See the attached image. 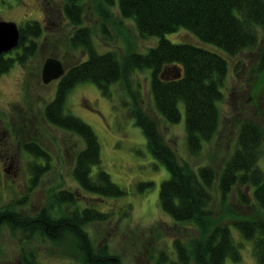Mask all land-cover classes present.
Listing matches in <instances>:
<instances>
[{"label": "trees", "instance_id": "1", "mask_svg": "<svg viewBox=\"0 0 264 264\" xmlns=\"http://www.w3.org/2000/svg\"><path fill=\"white\" fill-rule=\"evenodd\" d=\"M112 6L118 11L119 28L121 20L128 19L138 35L157 37L156 43L139 51L126 39L131 48L122 54L117 49L99 51L93 40L97 24H83L84 1L63 0L60 14L63 11L66 23L73 28L65 40L82 47L87 56L65 66L54 96L41 109L47 122L81 136L83 146L75 153L71 174L81 190L105 198L119 197L125 190L102 167L100 142L92 126L64 108L69 90L79 82L91 81L105 93L110 84L125 81L128 72L149 69V88L156 110L175 123L181 119L183 105L187 150L197 155L220 126L219 100L229 70L228 57L256 47L258 27H264V0H97L95 7L104 19L101 28L112 14ZM18 27V44L11 51L0 53V74L36 52L44 29L37 19L26 20ZM179 29L188 30L201 42H176L166 37L167 32ZM178 68L180 75L176 76ZM253 70H264V42L259 46ZM132 114L146 136L152 156L169 171L160 183L159 204L178 226L171 243L151 246L148 264H226L227 257L240 261L242 237L251 242L256 264H264V166L259 163L264 133L259 125L235 120L232 149L221 165L210 161L194 166L188 159L179 161L151 116L137 108ZM21 147L29 156L28 187L32 189L49 168L51 154L34 139L25 140ZM152 185L150 180L140 182L139 189ZM233 189L240 204H254L259 212L245 216L229 211ZM214 191L222 212L212 206ZM52 200L58 206L71 205L72 210L53 215L52 207L45 206L28 217L17 214L14 207L0 205V224L22 229L27 237L33 232L54 240L69 237L82 264H119L118 257L108 253L106 243L96 247L84 228L87 223L109 217L110 212L100 207L101 202L81 203L77 192L70 188L53 191ZM232 226L240 235L233 233ZM181 230L183 233L179 234ZM33 256H24L23 264H39Z\"/></svg>", "mask_w": 264, "mask_h": 264}, {"label": "rangeland", "instance_id": "2", "mask_svg": "<svg viewBox=\"0 0 264 264\" xmlns=\"http://www.w3.org/2000/svg\"><path fill=\"white\" fill-rule=\"evenodd\" d=\"M62 1L0 0V19L13 20L18 25L37 19L44 28L36 52L24 61L14 62L0 74V205L14 207L17 214L28 217L35 216L45 206L52 207L53 215H64L72 210L71 205L58 206L52 200V193L60 188L74 189L81 203L101 202L100 207L110 212L104 221L84 225L91 242L96 247L105 242L108 253L117 256L119 264H148L151 246L163 245L165 241L171 243L178 226L159 204L160 183L169 176V171L152 156L146 136L140 125L135 123L132 113L135 108L141 109L156 121L159 132L175 150L179 161L188 159L194 166L210 161L221 165L232 149L235 120L254 121L264 133V70H253L259 46L264 42V27H258L256 47L228 57L229 70L222 89L223 97L219 100L220 126L213 139L197 155H191L187 150L183 105L181 119L175 123L156 110L149 88V69L128 72L125 81H115L105 93L100 92L91 81L73 86L66 96L64 108L92 126L100 142L102 167L125 190L119 197H94L81 190L71 174L75 153L83 146L81 136L47 122L41 110L54 96L58 82L57 79L48 83L42 81L44 59L54 56L66 66L87 56L82 47H74L65 40L73 28L66 23L63 11V15L60 14ZM83 1L86 7L82 15L83 24H97L93 36L97 50L117 49L122 54L131 48L128 40L139 51H145L156 43L157 37L138 35L128 19H120V29L116 25V6L111 7L112 14L108 15L106 25L101 28L103 16L95 7L97 0ZM165 35L176 42H201L186 29ZM204 44L214 48L212 43ZM27 139L37 140L51 154L49 168L32 189L28 187L29 156L21 147ZM259 163L264 166V147ZM148 180L153 185L140 190L139 183ZM213 196L212 206L216 212H222L215 191ZM230 197L229 211L234 215L254 216L260 210L254 204H240L235 189ZM232 231L238 233L233 226ZM26 235L22 229L0 224V264H23L24 256L29 258L32 254L39 264H82L79 251L69 237L54 240L38 232L29 237ZM241 239L242 259L234 261L227 257L226 264H256L251 242L243 237Z\"/></svg>", "mask_w": 264, "mask_h": 264}, {"label": "water", "instance_id": "3", "mask_svg": "<svg viewBox=\"0 0 264 264\" xmlns=\"http://www.w3.org/2000/svg\"><path fill=\"white\" fill-rule=\"evenodd\" d=\"M19 27L13 20L0 19V53L12 49L19 41ZM65 71L62 61L54 56H48L44 59L41 68V79L48 83L53 79L59 78ZM180 75V69H177L176 76Z\"/></svg>", "mask_w": 264, "mask_h": 264}, {"label": "flooded vegetation", "instance_id": "4", "mask_svg": "<svg viewBox=\"0 0 264 264\" xmlns=\"http://www.w3.org/2000/svg\"><path fill=\"white\" fill-rule=\"evenodd\" d=\"M58 79V78H57Z\"/></svg>", "mask_w": 264, "mask_h": 264}]
</instances>
